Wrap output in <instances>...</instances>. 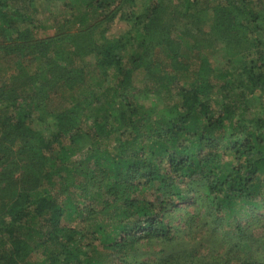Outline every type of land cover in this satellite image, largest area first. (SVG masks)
<instances>
[{"label":"trees","instance_id":"16d2710c","mask_svg":"<svg viewBox=\"0 0 264 264\" xmlns=\"http://www.w3.org/2000/svg\"><path fill=\"white\" fill-rule=\"evenodd\" d=\"M33 1L0 0V264H264L199 253L264 208V10L46 0L40 37Z\"/></svg>","mask_w":264,"mask_h":264},{"label":"rangeland","instance_id":"374dc122","mask_svg":"<svg viewBox=\"0 0 264 264\" xmlns=\"http://www.w3.org/2000/svg\"><path fill=\"white\" fill-rule=\"evenodd\" d=\"M27 1V4L29 3V0ZM32 1V0H30ZM255 7L258 10H264V0H254ZM33 5L36 8V12L34 11L36 15V23H35V32L40 37H47L55 32V28H51L53 26L54 18L61 16L63 11L62 9L64 7L63 3L58 2L56 5L48 3L46 0H34ZM128 29V26L123 21H117L114 23L111 28L109 29L108 35L109 36H118L125 32ZM207 30V29H206ZM186 49V48H185ZM218 53L214 55V59H218L220 61L222 51L218 49ZM195 52V51H194ZM187 56H193L191 52L186 51ZM167 63H169L167 61ZM144 73L142 71H139L138 73H135L134 76V86L136 87V90L144 89ZM156 101V102H155ZM149 104L158 106L160 104L159 100H156L155 97L152 98L149 102ZM252 213H254V216L258 219L254 226H252V229L247 232L246 235H249V237H243L240 236V247H232V245L236 242V239L233 238L232 233L229 231V235H227V230L230 229V225H225V223H214V219L211 221V226L203 227V235L208 238V241H206V249L201 248L199 249V253L206 255L215 254V257H218L219 254H222L224 259L228 258L229 260L231 256L239 255L243 257H247V254H251L252 252L257 254L258 256L253 255L256 258H261L264 255V208L260 210H254L253 208H248ZM242 210L234 220L242 221L243 224H245L246 220H248L250 217H247V210ZM202 217V216H201ZM217 217V216H215ZM235 220V221H236ZM226 221V220H225ZM230 222V221H229ZM227 224H229L226 221ZM233 223V221H232ZM251 228V227H250ZM214 232V233H213ZM232 235V236H231ZM216 236H218V239L220 237L219 241H222L224 243V247H222L221 243L219 245H213L211 243V240H213ZM226 238V239H225ZM215 246V248H214ZM252 255V254H251ZM222 261V259H221ZM231 264H237V261L234 259Z\"/></svg>","mask_w":264,"mask_h":264}]
</instances>
